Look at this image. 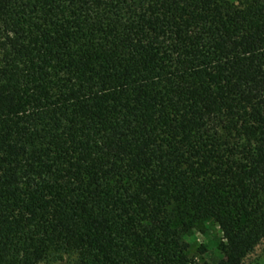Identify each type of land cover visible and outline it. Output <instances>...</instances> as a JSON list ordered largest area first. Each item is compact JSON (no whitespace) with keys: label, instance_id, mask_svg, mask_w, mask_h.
<instances>
[{"label":"trees","instance_id":"obj_1","mask_svg":"<svg viewBox=\"0 0 264 264\" xmlns=\"http://www.w3.org/2000/svg\"><path fill=\"white\" fill-rule=\"evenodd\" d=\"M262 242L264 0H0V264Z\"/></svg>","mask_w":264,"mask_h":264},{"label":"rangeland","instance_id":"obj_2","mask_svg":"<svg viewBox=\"0 0 264 264\" xmlns=\"http://www.w3.org/2000/svg\"><path fill=\"white\" fill-rule=\"evenodd\" d=\"M204 237L200 234H195L191 239V243H202L204 242ZM44 264H72L71 260L64 261H51ZM244 264H264V242L257 246L255 251L245 260Z\"/></svg>","mask_w":264,"mask_h":264}]
</instances>
